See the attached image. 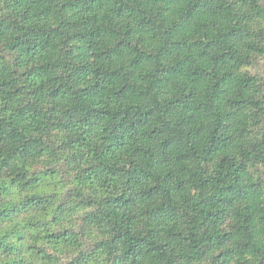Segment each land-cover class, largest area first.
Segmentation results:
<instances>
[{"label":"trees","instance_id":"obj_1","mask_svg":"<svg viewBox=\"0 0 264 264\" xmlns=\"http://www.w3.org/2000/svg\"><path fill=\"white\" fill-rule=\"evenodd\" d=\"M0 264H264V0H0Z\"/></svg>","mask_w":264,"mask_h":264},{"label":"rangeland","instance_id":"obj_2","mask_svg":"<svg viewBox=\"0 0 264 264\" xmlns=\"http://www.w3.org/2000/svg\"><path fill=\"white\" fill-rule=\"evenodd\" d=\"M262 66H263V64H259L258 67H259L260 69L258 68L257 70L260 71V70L263 68Z\"/></svg>","mask_w":264,"mask_h":264}]
</instances>
